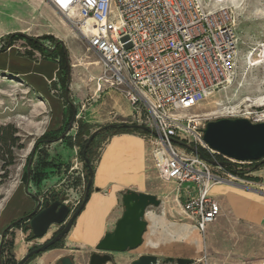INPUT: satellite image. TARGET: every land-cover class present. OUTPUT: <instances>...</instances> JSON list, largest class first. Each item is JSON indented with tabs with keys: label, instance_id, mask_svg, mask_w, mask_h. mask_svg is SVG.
Returning <instances> with one entry per match:
<instances>
[{
	"label": "rangeland",
	"instance_id": "obj_1",
	"mask_svg": "<svg viewBox=\"0 0 264 264\" xmlns=\"http://www.w3.org/2000/svg\"><path fill=\"white\" fill-rule=\"evenodd\" d=\"M38 1H43L45 7H40ZM204 4L208 9L226 7L232 13L238 36L235 76L230 83L216 89L189 113L200 114L208 121L238 117L250 119L257 109L264 108V0H204ZM2 16L7 17L6 25L10 28V32L2 37V47L11 34L23 33L39 40L47 50L40 51L27 39L16 37L13 45L17 46L19 51H37L40 53L38 57L51 55V58L58 61L60 71L58 77L51 82V89H55L56 95L66 100L67 123H70L71 128L64 134L62 142L58 140V143L42 146L33 155L30 164L36 140L46 132L50 111L47 106L43 107L44 99L25 83L0 75V127L12 125L19 136V141L13 147L14 162L8 164L5 160L0 161V208L19 182L27 184L24 175L31 167L33 178L29 181V188L39 198L42 206L56 195L57 199L75 210L86 192L87 170L81 153L82 147L71 145L69 137H75L81 123L87 125L85 137L89 138L94 132L100 131L93 145L92 156L95 165L112 135L106 128L110 124L126 122L145 126L149 130L145 135L150 140L152 128L148 113L144 107L135 110L129 105V116L123 118L117 114L112 104H115L116 92L119 91L105 85L99 88L97 84L96 78L101 73L98 56L88 49L86 40L76 33L66 16L46 1L0 0V18ZM57 43H60L57 51L52 50ZM66 63L67 81L64 80ZM247 99L249 101H246ZM72 108L75 110L73 119ZM228 108H231L230 111ZM44 162L49 163V166H43ZM257 165L258 162L236 164L234 168L240 167L242 172L250 175L255 168L264 165V162ZM148 190L161 200L160 207H149L148 211L164 214L171 221L193 225L185 218L180 200L177 199V185L162 180L153 164ZM62 227L54 224L44 238L33 239L31 249L53 237ZM114 228L115 225H112L111 231ZM199 233L204 241L205 234ZM147 234L148 228L143 243L136 249L111 252L112 260L107 264H131L146 254L165 258L183 257L192 259L193 264H207L205 253L197 254L196 250L186 243L161 244L154 252H144L141 248ZM95 251L96 247L83 253L77 264H89L90 254ZM11 254L6 248L3 258L6 264H11L8 262L9 258H13L10 257ZM13 260L20 261L15 258Z\"/></svg>",
	"mask_w": 264,
	"mask_h": 264
},
{
	"label": "built area",
	"instance_id": "obj_2",
	"mask_svg": "<svg viewBox=\"0 0 264 264\" xmlns=\"http://www.w3.org/2000/svg\"><path fill=\"white\" fill-rule=\"evenodd\" d=\"M44 1L98 56V87L119 91L135 110L146 109L154 167L177 185L185 218L204 233L221 216L212 188L246 185L249 177L221 164L223 155L203 140L207 118L189 113L235 76L238 36L231 11L208 9L204 0ZM250 120L264 122V108Z\"/></svg>",
	"mask_w": 264,
	"mask_h": 264
},
{
	"label": "crops",
	"instance_id": "obj_3",
	"mask_svg": "<svg viewBox=\"0 0 264 264\" xmlns=\"http://www.w3.org/2000/svg\"><path fill=\"white\" fill-rule=\"evenodd\" d=\"M38 5L45 7L43 1H38ZM7 21L6 16L0 18V75L25 83L42 97L43 107L50 111L45 131L57 130L64 126L67 111L64 99L51 89L60 65L51 57H38L37 51L33 55L21 52L15 45L1 50L2 37L10 32ZM116 93L112 108L125 118L131 113V104L121 93ZM152 164L146 135L112 134L95 164L89 198L62 245L41 253L30 264H57L64 256H71L77 264L79 257L96 247L111 231L110 227L116 225L124 210L120 208L124 191L151 193L148 186ZM211 196L219 203L221 216L208 224L204 232L202 253L207 264H264V165L251 172L246 185L218 184L212 188ZM38 205L39 198L30 191L29 183L19 182L0 208V249L3 241L6 244L12 241L10 250L18 261L33 244L31 229H26L29 222L24 221L6 234L5 231L15 221L33 213Z\"/></svg>",
	"mask_w": 264,
	"mask_h": 264
},
{
	"label": "water",
	"instance_id": "obj_4",
	"mask_svg": "<svg viewBox=\"0 0 264 264\" xmlns=\"http://www.w3.org/2000/svg\"><path fill=\"white\" fill-rule=\"evenodd\" d=\"M108 127L147 130L145 126L126 122L113 123ZM203 133L204 142L228 159L239 162H258L257 166L264 162V122L255 123L243 117L221 118L208 121ZM96 134L97 131L91 135L87 142L84 156L87 147L94 140ZM32 158L33 153L30 163ZM85 162L89 169L90 179L86 186L83 202L75 210L62 200L57 199L56 195H53L52 200L47 201L43 206L39 202L33 216L29 219V228L33 238H43L54 224L63 227L51 239L31 249L18 264H25L32 256L47 251L49 247L56 244L70 232L75 219L89 198L92 185L94 170L86 156ZM122 202L124 210L121 217L117 220L115 228L107 232L99 241L96 246L97 251L90 256L89 264H107L112 260L111 252H125L139 247L143 243L144 234L148 228V220L146 219L148 208L161 206V200L156 195L132 189L123 192ZM57 264H75V262L71 256H64ZM131 264H193V261L183 257L165 258L154 254H146L134 260Z\"/></svg>",
	"mask_w": 264,
	"mask_h": 264
},
{
	"label": "trees",
	"instance_id": "obj_5",
	"mask_svg": "<svg viewBox=\"0 0 264 264\" xmlns=\"http://www.w3.org/2000/svg\"><path fill=\"white\" fill-rule=\"evenodd\" d=\"M16 37H21V38H25L28 40V42L34 46L35 48L39 49L40 51H44V50H47V48L37 39L33 38V37H30L26 34H23V33H13L9 36V39L7 41V43L1 47V50H4L6 49L7 47H10L13 45V40L16 38ZM60 43H57V45L55 46L54 51H57L58 47H59ZM49 50V49H48ZM51 50V49H50ZM28 53V52H26ZM28 54H31L33 55V53H28ZM51 56V55H50ZM48 56V57H50ZM64 58H65V55H64ZM65 61L66 58H65ZM64 68H68V64L66 63V66L64 65ZM59 71H60V68H59ZM59 71H58V74L59 75ZM58 77V76H57ZM67 77H68V69H67V72H66V76L64 77V80L67 81ZM52 91L53 93L56 95V91L55 89L52 88ZM66 102V100H65ZM67 105V103H66ZM75 114V110L74 108H72V117L71 119H73V115ZM71 128V125L70 123H67V111L65 113V120H64V126L57 129V130H47L45 133H43L37 140H36V143H35V146H34V150H33V155L42 147V146H45V145H48V144H51V143H54L60 139H63L64 138V134L69 131ZM108 130H110L112 132V134H116V133H132V132H137V133H140V134H147L148 133V129L147 130H143V129H139V128H127V127H119L117 129L115 128H110V127H106ZM86 132H87V125L85 124H80L79 127H78V131L75 135L74 138L72 137H69V143L71 145H79L82 147V157L85 161V156L90 160V163H91V167L95 168V165L93 164V156H92V153H93V145H94V140L89 144V146L87 147V150H86V155L84 156V149L86 147V144L87 142L89 141L90 137H85L86 136ZM100 131H97V134L95 137H97V135L99 134ZM92 135V134H91ZM95 139V138H94ZM19 141V136L17 135V130L15 127H13L12 125H8V126H5V127H0V161L1 160H5L7 161L8 164H12L14 161V155H13V147L16 146L17 142ZM199 151L204 155V156H207V153L204 149L200 148ZM221 160L226 164L227 166V169L231 172H235L237 174H240V175H243L244 176V172H240L238 171L237 169H235V165L236 163H232L230 162L228 159H226L225 157L223 156H220ZM31 164V163H30ZM44 165L43 166H49V163H43ZM85 168L87 170V179H86V183H88L89 179H90V173H89V169H88V166L85 162ZM32 169L31 167L28 168V171H26L25 175H24V181L25 183H29V181L33 178L32 177ZM41 176V175H40ZM249 178V177H247ZM92 190V185L90 187V192ZM85 197V195H84ZM84 197L81 201V203L83 202L84 200ZM80 203V204H81ZM33 216V213L29 214V215H26L25 217L15 221L14 223H12V225L10 227H8L5 231V234L13 227L15 226H18L20 224H22L24 221L28 220L29 222V219ZM26 229L29 230V225L27 224L26 225ZM30 238H33V235L31 234L30 235ZM62 242H63V239H61L60 241H58L56 244L52 245L51 247H49L47 250H50V249H53V248H58L62 245ZM12 245V241L10 243H8V247H6V243L3 241L2 244H1V249H0V256H1V264H6V261L3 260L4 258V252L6 250V248H8L9 252L11 251L10 250V247ZM41 253L37 254V255H34L32 256L25 264H28V262L30 260H32L33 258H35L36 256L40 255ZM12 257V254L11 256ZM8 262H10L11 264H18L19 262L13 260V258H9L8 259Z\"/></svg>",
	"mask_w": 264,
	"mask_h": 264
},
{
	"label": "bare ground",
	"instance_id": "obj_6",
	"mask_svg": "<svg viewBox=\"0 0 264 264\" xmlns=\"http://www.w3.org/2000/svg\"><path fill=\"white\" fill-rule=\"evenodd\" d=\"M228 109L230 111L231 108ZM146 219L148 220V234L145 236L142 251L154 252L161 244L186 243L192 246L197 254L202 253L203 239L197 227L188 223L171 221L166 215L153 211H147Z\"/></svg>",
	"mask_w": 264,
	"mask_h": 264
}]
</instances>
